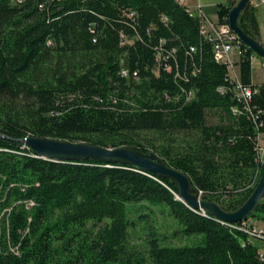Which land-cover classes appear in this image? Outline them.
Segmentation results:
<instances>
[{
  "label": "trees",
  "instance_id": "obj_1",
  "mask_svg": "<svg viewBox=\"0 0 264 264\" xmlns=\"http://www.w3.org/2000/svg\"><path fill=\"white\" fill-rule=\"evenodd\" d=\"M234 4L216 6L218 23ZM238 25L259 41L250 3ZM199 28L176 0H0V264H264L239 223L190 209L168 179L35 157L19 141L153 151L202 198L236 210L264 169L258 130L235 113L227 68ZM241 47L239 77L257 87L252 101L264 119V83H251L253 53ZM157 213L171 219L166 232L148 222ZM260 218L264 198L247 219Z\"/></svg>",
  "mask_w": 264,
  "mask_h": 264
},
{
  "label": "water",
  "instance_id": "obj_2",
  "mask_svg": "<svg viewBox=\"0 0 264 264\" xmlns=\"http://www.w3.org/2000/svg\"><path fill=\"white\" fill-rule=\"evenodd\" d=\"M250 1L237 0L229 10L227 23L242 44L254 55L264 60L262 43L244 33L238 25L240 15ZM19 141L23 147L30 149L35 157L65 162H86L91 159L106 166H127L168 179L178 188V200L194 211L208 213L216 220L225 223H239L247 220L264 198V169L245 202L234 211H224L216 202L202 198L201 193H197L192 187L187 175L168 165L153 151L142 152L130 146L102 147L85 142L35 136H26Z\"/></svg>",
  "mask_w": 264,
  "mask_h": 264
},
{
  "label": "built area",
  "instance_id": "obj_3",
  "mask_svg": "<svg viewBox=\"0 0 264 264\" xmlns=\"http://www.w3.org/2000/svg\"><path fill=\"white\" fill-rule=\"evenodd\" d=\"M179 1L184 5V0ZM262 4H264V0H255L254 2H251V5L255 8ZM187 10L194 13L195 18L198 19L199 26L204 33V41L210 43L212 46V55H214V61L219 64H224L227 68V71H232L233 81H229L230 90L233 94V98L240 106L235 107V113H237V116L245 115L246 119L251 121L254 127L258 130L257 134L255 135L254 148H257V157L255 158L258 160V166L264 167V145L262 143L264 134L259 131V128L264 125V119H260L262 111L256 110L257 108L253 105L252 101L253 96L257 93L258 89L257 87H250L241 82L238 65L231 57V55L236 52L237 56L240 58L243 56V54H245L246 49L241 47L243 45L242 42L238 39L236 34L233 33L227 22L218 23L217 20L214 21L210 19L202 12L200 7H197L196 9H190L187 7ZM253 59L254 54L250 56V65H252ZM160 60V55L157 54L156 69L154 72H156L161 66ZM260 67L264 72V60L261 61ZM165 69L168 71L170 70V67L165 66ZM121 74L123 76L127 75L126 71L124 70L121 72ZM219 87H221V90H226L223 86ZM191 97L192 93L189 92L186 100H189ZM31 205V202L27 204V208ZM235 228L245 233L247 235L248 242L250 243L252 239H260L264 241V230L257 228L250 219L239 222L238 225H235ZM14 252L18 254L17 251ZM262 257L263 256L261 255V258Z\"/></svg>",
  "mask_w": 264,
  "mask_h": 264
},
{
  "label": "rangeland",
  "instance_id": "obj_4",
  "mask_svg": "<svg viewBox=\"0 0 264 264\" xmlns=\"http://www.w3.org/2000/svg\"><path fill=\"white\" fill-rule=\"evenodd\" d=\"M180 5H182L181 3H179ZM264 7H262L261 9H259V12L262 11ZM259 14V13H258ZM262 15V14H261ZM200 34V32H199ZM201 36V35H200ZM262 40H264V28L262 27ZM232 59L234 62H237L239 61V57L237 56V53L234 52L232 55H231ZM260 63H261V58H259L258 56L254 55V59L252 60V65H251V83L254 84V85H260L262 83H264V72L263 70L261 69L260 67ZM221 93V92H220ZM223 93V92H222ZM208 121L211 122V123H216L218 122V117L217 115H208ZM263 145H264V139H263ZM261 222L263 221L261 218L259 219ZM149 223L153 224L154 226H157L158 229L160 230V232H166V229H164L163 225H171V219L167 216H164L162 214H156V215H152V218L149 219L148 221ZM226 224H229L233 226V224H236V223H226ZM172 229V226L170 227H167V231L170 232ZM144 238V230L142 228V230H140L137 235L135 236V243L138 244V243H141V241L143 240ZM168 244L170 243L171 245H181V244H187L189 243L190 241L187 240V239H182V238H172V239H169L167 240Z\"/></svg>",
  "mask_w": 264,
  "mask_h": 264
},
{
  "label": "crops",
  "instance_id": "obj_5",
  "mask_svg": "<svg viewBox=\"0 0 264 264\" xmlns=\"http://www.w3.org/2000/svg\"><path fill=\"white\" fill-rule=\"evenodd\" d=\"M228 0H184V5L190 9H196L197 7H200L202 12L207 15L212 20H217L216 15V6L221 3H225ZM255 0H251V2H254ZM237 0H235V3ZM183 5V4H182ZM183 5V6H184ZM264 7V4L259 5L257 7V21L259 25V42L264 43V40H262V27L264 28V8L262 11L259 12V9ZM259 13V14H258ZM262 14V15H261ZM262 61V59H261ZM251 222L259 229L264 230V219L261 222L259 219H250ZM252 244H254L258 248V252L261 255H264V241L260 239H252Z\"/></svg>",
  "mask_w": 264,
  "mask_h": 264
},
{
  "label": "bare ground",
  "instance_id": "obj_6",
  "mask_svg": "<svg viewBox=\"0 0 264 264\" xmlns=\"http://www.w3.org/2000/svg\"><path fill=\"white\" fill-rule=\"evenodd\" d=\"M178 3H180V1L179 0H176ZM188 11V10H187ZM188 13H189V15H191V16H195V14L194 13H192L191 11H188ZM199 32H200V35H201V37H202V39L204 40V33H203V31L201 30V28H199ZM228 78H229V80L230 81H233V74H232V71H228ZM218 91L219 92H223L224 93V91L225 90H221V87H219L218 88ZM235 111V110H234ZM256 157H257V148H256ZM258 161V160H257ZM222 222V221H221ZM223 223H225V222H223Z\"/></svg>",
  "mask_w": 264,
  "mask_h": 264
}]
</instances>
